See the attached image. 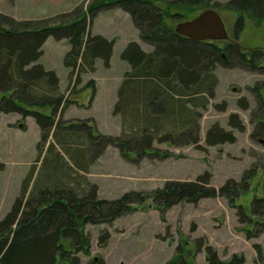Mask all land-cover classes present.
Masks as SVG:
<instances>
[{
    "label": "rangeland",
    "instance_id": "obj_1",
    "mask_svg": "<svg viewBox=\"0 0 264 264\" xmlns=\"http://www.w3.org/2000/svg\"><path fill=\"white\" fill-rule=\"evenodd\" d=\"M91 1L0 0V12L17 20L38 19L44 24H56L59 20L66 21L70 13L84 11ZM181 1H155L167 9V13L181 14L172 19L166 16L165 22L172 27L204 9L185 6ZM226 1L210 0V4L219 13L232 40L237 13L218 5ZM88 32L114 41L108 67L98 58L92 70L84 63L69 79L63 58L70 45L65 39L56 40L52 36L42 45V55L37 61L55 72L59 91L67 99L58 115L60 125L86 121L93 125L95 133L135 135L139 122L125 118L121 108L114 109L119 102L120 83L129 70L120 53L130 41L146 52L151 47L141 41L130 15L117 5L100 8L89 23ZM237 43L245 51L260 48L263 57L257 61L261 66L264 63V20L257 21L245 14ZM221 44L219 41L218 45ZM214 72L217 84L213 97L205 107L196 108L198 143L171 144L154 139L155 153L150 156L138 157L133 153L124 156L117 148L108 146L102 154L90 157L84 168L78 167L55 137L48 136L51 148L47 149L46 142H40L37 147L40 130L33 117L0 114V219L19 195L22 181L30 170L33 171L27 192L36 187L39 188L36 192L45 189L42 183L52 161L49 159L55 153L62 160L59 164L66 165L63 182L80 189L94 186L98 196L107 199L131 190L149 194L166 180H194L207 172L212 186L218 188L232 180L241 187L242 193L233 203L222 196L206 197L196 203H176L162 214L147 200L111 223L85 224L82 228L84 248L73 249L67 239H62V246L68 252L66 259L75 257L78 264H163L175 254L183 253L194 264H206L205 246L209 245L222 260L237 254L244 257L243 264H264V233L255 234L256 229L262 230V227L249 224L238 209L241 205L249 214L253 197H264V124H259L264 103V69L218 66ZM231 115L236 117L241 129L229 123ZM163 125L166 131L170 123ZM212 125L232 132L234 140L207 145L205 132ZM72 144L76 145L74 141ZM101 235L105 236L102 241L99 240ZM55 264H68V261L56 257Z\"/></svg>",
    "mask_w": 264,
    "mask_h": 264
},
{
    "label": "trees",
    "instance_id": "obj_2",
    "mask_svg": "<svg viewBox=\"0 0 264 264\" xmlns=\"http://www.w3.org/2000/svg\"><path fill=\"white\" fill-rule=\"evenodd\" d=\"M155 1L92 0L84 11L70 13L66 21L59 20L56 24H44L38 19L17 20L0 12V114L33 117L40 130L37 147L40 142H46L47 149L51 148L48 136L55 137L68 150L73 163L82 168L90 157L102 154L108 146L117 148L124 156L133 153L140 157L155 153L154 139L171 144L198 143L196 108L205 107L213 97L217 84L216 67L264 69V63L260 66L257 61L263 57L260 48L245 51L237 43L245 14L257 21L264 20V0H227L218 4L237 13L233 39L222 41L221 45H218L219 41H197L175 33L165 18H177L181 14H169ZM181 2L189 7L212 8L210 0ZM109 5H117L126 11L141 41L151 47L146 52L130 41L120 53L129 70L120 83L119 102L114 109L121 108L125 118L139 122L135 135L95 133L93 125L86 121L61 126L58 115L67 99L59 91L55 72L37 63L42 55V45L52 36L56 40L65 39L70 45L63 58L69 69V79L82 69L84 63L92 70L98 58L108 67L114 41L90 35L88 26L96 12ZM34 107L49 112L43 113ZM262 108L264 119V103ZM262 119L261 125L264 124ZM167 122L170 125L164 131L166 125L163 124ZM229 123L241 129L235 116H230ZM233 140L232 132L217 125L208 128L204 137L207 145ZM49 160L52 161L42 183L45 189L36 192L39 189L36 187L27 192L33 171L30 170L22 181L19 195L0 219V264H55L56 257L68 264H78L75 257L66 259L68 252L61 241L67 239L73 249L84 248L82 228L87 223H111L147 200H151L162 214L176 203H196L206 197L222 196L233 203L242 193L241 187L232 180L218 188L212 186L209 173L204 172L194 180H166L149 194L131 190L107 199L99 197L94 186L82 189L68 186L63 182L66 165L59 164H62L59 154L55 153ZM238 209L249 224L262 227V230L255 228V234L264 233V197H253L249 214L241 205ZM104 237L101 235L99 240ZM205 262L243 264L244 257L233 254L228 260H222L217 251L207 245ZM163 264L194 263L183 253H177Z\"/></svg>",
    "mask_w": 264,
    "mask_h": 264
},
{
    "label": "water",
    "instance_id": "obj_3",
    "mask_svg": "<svg viewBox=\"0 0 264 264\" xmlns=\"http://www.w3.org/2000/svg\"><path fill=\"white\" fill-rule=\"evenodd\" d=\"M173 29L175 33L197 41H225L229 38L224 22L213 8H206L189 20L178 21Z\"/></svg>",
    "mask_w": 264,
    "mask_h": 264
},
{
    "label": "crops",
    "instance_id": "obj_4",
    "mask_svg": "<svg viewBox=\"0 0 264 264\" xmlns=\"http://www.w3.org/2000/svg\"><path fill=\"white\" fill-rule=\"evenodd\" d=\"M1 114H3V113H1ZM11 114H13V113H11Z\"/></svg>",
    "mask_w": 264,
    "mask_h": 264
}]
</instances>
